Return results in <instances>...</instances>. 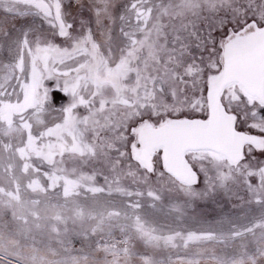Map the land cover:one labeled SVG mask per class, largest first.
<instances>
[{"label":"snow or ice","instance_id":"obj_1","mask_svg":"<svg viewBox=\"0 0 264 264\" xmlns=\"http://www.w3.org/2000/svg\"><path fill=\"white\" fill-rule=\"evenodd\" d=\"M0 264H264V0H0Z\"/></svg>","mask_w":264,"mask_h":264}]
</instances>
